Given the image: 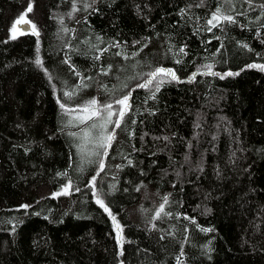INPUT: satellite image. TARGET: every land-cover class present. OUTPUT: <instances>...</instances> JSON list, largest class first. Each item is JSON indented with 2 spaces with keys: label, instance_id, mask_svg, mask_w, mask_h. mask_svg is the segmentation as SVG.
<instances>
[{
  "label": "trees",
  "instance_id": "16d2710c",
  "mask_svg": "<svg viewBox=\"0 0 264 264\" xmlns=\"http://www.w3.org/2000/svg\"><path fill=\"white\" fill-rule=\"evenodd\" d=\"M125 96L73 177L61 105ZM0 264H264V0H0Z\"/></svg>",
  "mask_w": 264,
  "mask_h": 264
},
{
  "label": "rangeland",
  "instance_id": "374dc122",
  "mask_svg": "<svg viewBox=\"0 0 264 264\" xmlns=\"http://www.w3.org/2000/svg\"><path fill=\"white\" fill-rule=\"evenodd\" d=\"M21 17H23V21L21 22H28L31 26V32L33 33L35 32L33 25L28 21L25 14H22L13 21L11 27L9 28L8 31L9 38H15L22 34V32L16 27ZM14 25L15 27H13ZM157 69H161V67H158L152 72H150L140 83L137 84V86L141 87L140 85H144L141 88H143L144 90H152L155 89L157 85H160L161 83L168 81L174 83H178V82L191 83L197 76H205L211 72V67L209 65H199L194 67L193 71L185 79L177 80L176 78H173L172 75H164L160 73H158L155 77H153L151 74L156 72ZM165 70L169 71V69H165ZM123 98L119 100H122ZM90 102L80 105V109L71 110L70 107L67 106H64L63 108L61 107L63 112L72 116V118L66 121V123L64 124V128H67L70 132L68 135L72 139L73 155L75 157V163L72 166L74 167V169L71 168L72 170L71 175L74 177L75 176L74 174L82 175L83 173L88 172L87 180L89 177L95 175L97 171H98V176L102 175L104 171V164H103V168L101 169V155L100 157H98V154L102 148H98L95 143L86 142L83 137L84 131L90 128L92 123L101 122L98 117H93L92 120L84 122V124L81 123V118L87 115V113L82 112L81 109H83L86 106H89ZM117 104L118 107L116 109H110V111L113 113V116L111 117V120H113V122L106 125L108 132L110 131L111 124L114 125L115 121H117L118 119L120 112L123 111L126 106L124 104H119V103ZM95 110H97L96 106H95ZM108 111L109 109H105L103 111L102 110L99 111V113L100 115L106 117ZM98 131H99L98 129H92L93 136L97 135ZM68 186L69 185L67 184L64 188L68 189L69 188Z\"/></svg>",
  "mask_w": 264,
  "mask_h": 264
},
{
  "label": "snow or ice",
  "instance_id": "6c2138e0",
  "mask_svg": "<svg viewBox=\"0 0 264 264\" xmlns=\"http://www.w3.org/2000/svg\"><path fill=\"white\" fill-rule=\"evenodd\" d=\"M30 10H31V6H29V11ZM217 11H219V9ZM212 19L213 20H218L219 17L216 14H214ZM225 19H227L230 22L232 21V17H230V16L225 17ZM21 21H23V17L20 18V21H18V23L21 22ZM211 22L212 21H209V23H211ZM13 27H15V25ZM40 63H41V61L39 60V58H37L36 64L40 65ZM158 73L164 74V75H172L173 78H175L174 73H171L170 70L166 71L163 68L157 69V71L152 73L151 75L153 77H155ZM140 86L143 87L144 85H140ZM158 87H159V85H157V88ZM66 95H69V94L66 93ZM127 100H128V97L125 96L122 100H118L116 102L119 103V104L126 105ZM96 104H97V101L92 100L90 102L89 106H86L83 109H81L82 112L87 113V115H85L84 117L81 118V123H84L86 121H90V120L93 119V117H98L99 120L101 121L100 123H92L90 128H88V129H86L84 131L83 137H84V140L86 142L95 143L98 148H102V149L106 150V148L108 146H110L111 141L114 139V135L111 132H108L107 128H106L107 124L112 123L111 117L113 116V113L110 111L112 106L110 104L105 106V108L109 109V111L107 112V116L104 117V116L100 115V113L97 110H95ZM61 107L63 108L64 105H61ZM123 115H124V113H123V111H121L120 112L121 118L123 117ZM115 125H116V127H119L120 126V121L119 120L115 121ZM92 129H98L99 130L98 134L93 136ZM105 133H107V134H105ZM102 168H103V161H101V169ZM97 203H99L101 205V207L104 206L103 202L100 201V200H97ZM166 203H167V198H165V204ZM24 207H27V206H24ZM105 211L107 212L108 209L105 208ZM162 212H164V204H162L160 206V209L157 212V216H159L160 213H162ZM113 219H115V218H113Z\"/></svg>",
  "mask_w": 264,
  "mask_h": 264
},
{
  "label": "water",
  "instance_id": "95a60500",
  "mask_svg": "<svg viewBox=\"0 0 264 264\" xmlns=\"http://www.w3.org/2000/svg\"><path fill=\"white\" fill-rule=\"evenodd\" d=\"M16 27L22 32V33H30L31 32V26L28 22H21L16 25ZM71 110L73 109H80V106L70 107Z\"/></svg>",
  "mask_w": 264,
  "mask_h": 264
}]
</instances>
